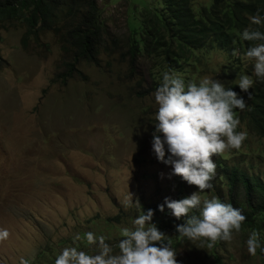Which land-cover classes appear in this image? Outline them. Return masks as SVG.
Wrapping results in <instances>:
<instances>
[{"label": "rangeland", "instance_id": "obj_1", "mask_svg": "<svg viewBox=\"0 0 264 264\" xmlns=\"http://www.w3.org/2000/svg\"><path fill=\"white\" fill-rule=\"evenodd\" d=\"M96 4L106 23L108 51L101 52L98 63L78 65L83 77H62L72 53H64L55 31L43 32L39 43L31 41L25 49L22 26H0V228L10 232L0 242V264H20L21 257L29 264H55L66 247L95 254L84 242L89 231L105 236L118 253L123 227H132L144 208L181 193L178 176L169 179L172 167L159 162L152 150L158 105L153 93L144 90L149 62L141 55L137 72L142 83L131 81L120 48L110 44L113 39L127 43L131 0ZM202 59L197 82L228 76V83L237 85L238 77H230L235 69L223 53L213 51ZM223 154L232 165L264 180V140L247 134L239 150ZM182 182L185 198L199 191ZM215 190L229 201L225 187ZM129 191L142 208L125 210L121 202ZM200 196L203 201L214 194L206 190ZM168 211L172 216L168 208L153 210L152 223L165 226ZM173 227L166 234L174 235ZM76 234L81 241H73ZM250 234L241 229L231 242L219 241L212 249L204 240L187 238L172 247L178 264H264V237L252 256L246 243Z\"/></svg>", "mask_w": 264, "mask_h": 264}, {"label": "trees", "instance_id": "obj_2", "mask_svg": "<svg viewBox=\"0 0 264 264\" xmlns=\"http://www.w3.org/2000/svg\"><path fill=\"white\" fill-rule=\"evenodd\" d=\"M96 1L0 0V26L10 23L22 26L25 29L22 38L25 49L31 41L39 43L43 32L55 31L64 53H72L73 61L66 64L62 77L64 80L73 79L75 75L83 77L78 65L85 61L98 63L101 52L108 51L106 23ZM257 11L264 19V0H156L155 3L131 0L127 43L124 45L122 41L113 39L110 44L114 49L120 48L122 60L128 64V78L131 81L139 77L137 64L140 57H146L150 65V78L146 80L147 87L144 89L146 92L155 91L162 81L164 71L175 70L186 84L191 81L198 84L196 77L201 71L202 57L213 51L227 57L228 67L235 69L230 74L232 79L241 74L251 76L255 61L248 59L245 53L259 42L244 41L242 33L249 27L264 33V22L253 25L250 21V17L256 15ZM234 49H239V56L232 55ZM138 80L141 84L142 80ZM253 81L249 93L242 92L235 84H229L228 76L220 82L246 101L244 111L234 110L241 121L237 130L244 129L248 135L261 141L264 140V79L253 75ZM154 131L153 125L151 132ZM150 138L152 141V134ZM232 162L225 154L219 155L215 162L216 175L211 181L213 188L209 190L223 203H230L239 209L247 217L241 229L250 232L256 230L261 239L264 237V180L232 165ZM182 183V178L178 177L177 184L181 193L173 200L185 198L187 187ZM223 187L227 190L228 202L215 190ZM148 209L162 213L159 205ZM166 209L165 205L164 212ZM143 211L146 213L147 208ZM194 212L199 215L198 210ZM167 214L169 218L163 220L165 226L158 228L166 234L170 226H175L174 235L166 234L175 245L181 238L176 226L183 224L185 218L177 220L169 211ZM115 220H119V217ZM109 225L113 226L112 222Z\"/></svg>", "mask_w": 264, "mask_h": 264}, {"label": "clouds", "instance_id": "obj_3", "mask_svg": "<svg viewBox=\"0 0 264 264\" xmlns=\"http://www.w3.org/2000/svg\"><path fill=\"white\" fill-rule=\"evenodd\" d=\"M250 21L253 25H261L264 19L257 11ZM242 39L259 42L245 55L255 61L254 75L264 79V33L245 28ZM232 55L239 56V49H234ZM236 83L242 92L249 93L254 81L241 74ZM152 95L158 105L152 150L159 162L172 167L169 179L178 176L199 189L181 200L166 198L164 204L159 205V211L164 212L166 205L177 220L185 218L183 224L176 226L181 238L204 240L208 249L219 241L231 242L233 233H240L247 217L217 197L202 201L200 193L213 188L211 181L217 168L213 157L230 149L239 150L247 139L246 132L237 131L241 121L234 111H244L246 101L219 80L205 77L198 84L195 81L186 84L175 70L162 73V81ZM133 200L129 191L121 202L125 210L142 208L139 198ZM196 210L199 215L191 214ZM153 216V210L143 211L133 220L132 227L121 229L122 239L116 245L118 253L106 243L105 236L97 237L89 231L84 234V239L87 245L95 248V254L66 247L55 264H178L171 237L152 223ZM9 236L7 229L0 228V242ZM81 240L79 234L73 236L74 242ZM246 243L249 254L256 256L257 249L261 248L259 233L253 230ZM20 264H29V261L21 257Z\"/></svg>", "mask_w": 264, "mask_h": 264}]
</instances>
